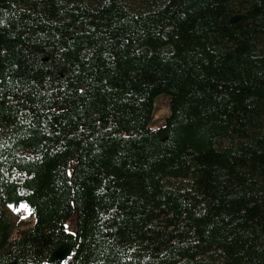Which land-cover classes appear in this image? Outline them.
Listing matches in <instances>:
<instances>
[{"label": "trees", "instance_id": "trees-1", "mask_svg": "<svg viewBox=\"0 0 264 264\" xmlns=\"http://www.w3.org/2000/svg\"><path fill=\"white\" fill-rule=\"evenodd\" d=\"M0 264H264V0H0Z\"/></svg>", "mask_w": 264, "mask_h": 264}, {"label": "rangeland", "instance_id": "rangeland-1", "mask_svg": "<svg viewBox=\"0 0 264 264\" xmlns=\"http://www.w3.org/2000/svg\"><path fill=\"white\" fill-rule=\"evenodd\" d=\"M169 114L170 103L168 97L164 94L155 97L149 127L157 129L163 126ZM6 211L14 233L31 219V210L26 205H20L19 207L8 206Z\"/></svg>", "mask_w": 264, "mask_h": 264}, {"label": "water", "instance_id": "water-1", "mask_svg": "<svg viewBox=\"0 0 264 264\" xmlns=\"http://www.w3.org/2000/svg\"><path fill=\"white\" fill-rule=\"evenodd\" d=\"M242 16L243 15H236L231 20L237 21L241 19ZM73 256H74V245L72 243H64L50 255L49 262L52 263L55 261H60L65 263L72 260Z\"/></svg>", "mask_w": 264, "mask_h": 264}, {"label": "snow or ice", "instance_id": "snow-or-ice-1", "mask_svg": "<svg viewBox=\"0 0 264 264\" xmlns=\"http://www.w3.org/2000/svg\"><path fill=\"white\" fill-rule=\"evenodd\" d=\"M11 207V206H10ZM66 230H67V226H66Z\"/></svg>", "mask_w": 264, "mask_h": 264}]
</instances>
